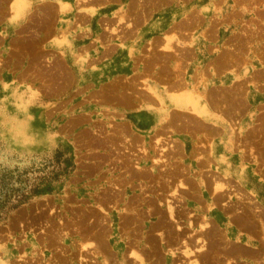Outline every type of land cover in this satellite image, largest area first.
<instances>
[{"label":"rangeland","instance_id":"rangeland-1","mask_svg":"<svg viewBox=\"0 0 264 264\" xmlns=\"http://www.w3.org/2000/svg\"><path fill=\"white\" fill-rule=\"evenodd\" d=\"M12 4L23 20L0 34V264H264L258 187L200 150L221 137L258 167L264 0ZM132 20L146 33L126 45ZM133 52L162 96L122 62ZM226 70L236 80L221 82Z\"/></svg>","mask_w":264,"mask_h":264},{"label":"crops","instance_id":"crops-1","mask_svg":"<svg viewBox=\"0 0 264 264\" xmlns=\"http://www.w3.org/2000/svg\"><path fill=\"white\" fill-rule=\"evenodd\" d=\"M61 3H65L67 4V0H60ZM81 2H83V0H77V4H80ZM13 0H8L5 4V6L3 4L0 3V34L3 36V38L8 39L10 38L12 35L16 34V30L17 28L22 24V20L23 18L18 16L14 13V9H13ZM19 5L21 6V3L18 2ZM17 6V5H16ZM17 6V7H18ZM131 19H135V18H131ZM127 22V21H126ZM124 22V23H126ZM133 26L135 31L133 33H130L129 36H127L126 40L124 41L126 45H129L131 42H134V40H136V38H139V36H142L143 34L146 33V28L144 25H142V22H139L140 25H135L136 23H138L137 20H132ZM138 26V27H136ZM123 29H125V27H122ZM136 28H138V30L136 31ZM132 34V35H131ZM180 37H183L182 33H178ZM139 35V36H138ZM146 36V35H145ZM113 40L111 41V45L115 44V46H113V52L111 54L110 60L114 63L116 62H121V59L119 58V54L121 53V48L118 47V39L115 38V36H113L112 38ZM162 43H164V41L162 40ZM186 48H191L190 44L186 45ZM194 46V45H193ZM133 57H126V59H124L122 62H126V67H128V69H132L131 72H140L143 74V77L138 78L139 80L142 79H148V73L144 70V68H140V66H136V53L133 52ZM198 59V56L196 58V60ZM190 66L194 65V63L196 62L195 60L190 59ZM136 64V65H135ZM188 66V67H190ZM120 67V66H118ZM136 68V69H135ZM150 76H152V72L150 74ZM219 80L223 83H229L233 80H236L234 78V75H232L230 70H226L223 73L220 74L219 76ZM162 80L160 78H149L148 81H146L145 83L152 89L155 90V92H157V94L159 96H162L163 94V89L162 87L164 86L162 83ZM181 84H179V82H175V81H171V82H167L166 87L169 88H175V87H179ZM184 93V91H181L179 94ZM249 97H251V94L248 95ZM172 97V96H171ZM185 102H184V106L187 107L190 111L191 114H194L195 116L199 117V118H207V116L205 115L204 110H202V103L199 105L198 108V101L197 99H195L191 94H186L183 96ZM144 101L146 100H150L152 99L151 95L149 94H145V96L143 97ZM263 97H259L258 101L262 102L264 101V99H261ZM257 100V97H256ZM255 100V101H256ZM172 104L171 106L173 107V105L175 104H179V105H183V102H181V100H179V98H175L174 100H172ZM251 103H255V101H252L250 99ZM184 107V108H185ZM175 109V107H173ZM177 109V108H176ZM162 111V110H161ZM133 113H138L141 115H144V111H133ZM154 114H156V112H153ZM166 113V112H165ZM158 115H160V113H158ZM210 115V113H209ZM151 117V116H150ZM157 116H153V118L156 119ZM217 124H214V126H212L211 128L213 130L216 129ZM220 138H214L211 142V144H207L205 146V148H200L201 151L204 150L205 152V156H207V159L209 160V156L213 155L214 159H213V166L215 164L214 160L216 159L215 157H222L223 159V163L219 164V167H226L228 166L229 169V175L230 177L233 178V180H237L236 177H234V173L235 174H239V172L241 171V167L244 166V169L242 170L241 173V178L242 180H240L241 182H244L246 184H254L252 185L253 187H258V206L260 205L261 208H263L264 206V202H263V198H264V149L263 148H258V167L255 166L254 162L252 161V157L249 154V151L246 150L244 151V153L239 152V148H230L231 146L228 144H225L223 142L220 141ZM193 161H195V159H193ZM228 163V164H227ZM258 184V186H257ZM252 187V188H253ZM249 188V187H248ZM262 242V235H258V244H261ZM117 243L116 245H114V247L116 248V251L121 252V249L123 251L125 244L119 242L116 240ZM184 252V250H183ZM126 257H130L128 254ZM125 257V260H127ZM246 260L247 256L245 257ZM260 256H258V262H259ZM131 262H133L134 264H140V262L136 259H131ZM150 257L148 260H144V262L142 264H150ZM194 264V263H193Z\"/></svg>","mask_w":264,"mask_h":264},{"label":"bare ground","instance_id":"bare-ground-1","mask_svg":"<svg viewBox=\"0 0 264 264\" xmlns=\"http://www.w3.org/2000/svg\"><path fill=\"white\" fill-rule=\"evenodd\" d=\"M242 40V39H241ZM98 196V195H97ZM105 200V199H104ZM108 200V199H107ZM109 205V204H108ZM98 207V206H97ZM169 210V212L171 213V210L170 209H168ZM164 223V222H163ZM167 223V222H166ZM161 225V224H160ZM162 226V225H161ZM158 227V226H157ZM177 229V228H176ZM168 230V229H167ZM88 231V230H87ZM164 231V230H163ZM170 231V230H169ZM172 232V231H171ZM168 235V234H167ZM176 237V236H175ZM170 238H171V236H170ZM172 241H174L173 239H172ZM165 244V243H164ZM101 248V247H100ZM132 255V254H131ZM130 256V255H129ZM133 256V255H132ZM202 256H203V254H202ZM135 258V257H134ZM140 258V257H139ZM135 259H137V258H135ZM193 262V261H192ZM194 264H197L196 262H194Z\"/></svg>","mask_w":264,"mask_h":264}]
</instances>
